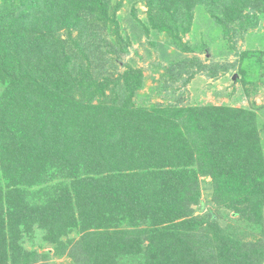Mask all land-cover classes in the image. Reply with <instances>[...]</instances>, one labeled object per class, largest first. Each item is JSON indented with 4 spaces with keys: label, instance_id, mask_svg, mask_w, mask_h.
<instances>
[{
    "label": "trees",
    "instance_id": "1",
    "mask_svg": "<svg viewBox=\"0 0 264 264\" xmlns=\"http://www.w3.org/2000/svg\"><path fill=\"white\" fill-rule=\"evenodd\" d=\"M143 2L145 34L182 52L197 7L226 38L264 17V0ZM122 3L0 0V264H262L246 240L262 232L261 107L136 106L142 71L116 74ZM201 177L214 207L195 215Z\"/></svg>",
    "mask_w": 264,
    "mask_h": 264
},
{
    "label": "rangeland",
    "instance_id": "2",
    "mask_svg": "<svg viewBox=\"0 0 264 264\" xmlns=\"http://www.w3.org/2000/svg\"><path fill=\"white\" fill-rule=\"evenodd\" d=\"M133 12L136 18L132 15ZM117 20L120 36L130 46L128 54L120 58L116 74L122 73L128 67L142 71V88L133 98L136 106L150 108L177 104L227 105L248 109L261 107L257 113L264 152V56L258 67L253 59H241V54L245 51L264 49V17L260 18L256 27L235 36L231 35L227 39L221 29L212 23L205 9L197 7L190 32L182 36V43L188 45L190 52L177 49L164 33L150 30L145 34L140 24L147 20L143 0H123L117 12ZM108 38L115 39L112 35ZM198 64L206 66L207 69L199 70ZM186 67L192 71L191 78L187 73H178ZM241 70H245V76ZM211 71L215 75L209 76ZM243 81L247 84L244 85ZM200 192L204 205L200 211H195V215L214 207L211 202L212 187L209 177L200 178ZM230 215L227 219H219L222 226H230L231 229L245 228L247 223L235 216L229 219ZM246 232L247 241L262 239L264 242V207L262 232H250L248 228ZM40 241V236L36 237L35 243ZM44 246V250L50 248L49 245ZM71 262V258L67 256L51 259L52 264Z\"/></svg>",
    "mask_w": 264,
    "mask_h": 264
}]
</instances>
